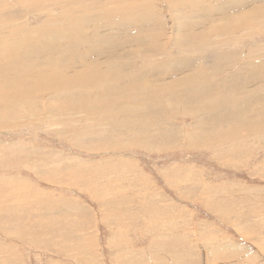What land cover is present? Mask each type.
<instances>
[{
	"label": "rangeland",
	"instance_id": "1",
	"mask_svg": "<svg viewBox=\"0 0 264 264\" xmlns=\"http://www.w3.org/2000/svg\"><path fill=\"white\" fill-rule=\"evenodd\" d=\"M150 2L166 32L173 24L171 9L164 0ZM177 17L175 13L172 19ZM28 19L29 27L40 22ZM117 26L112 27L117 46L113 43L103 50L120 52L122 46H133L139 26L129 28V33ZM175 33L171 31L172 38ZM261 40L264 37L254 42ZM162 77L168 76L157 78ZM155 85L151 86L157 92L169 87L162 81ZM36 100L43 105L40 109L28 110L21 120L13 117L12 128L0 130V264H264V141L251 145L254 137L246 135L243 139L251 140L248 146L238 148L248 151L239 150V157L224 156L227 146L214 154L200 146L206 139L200 136L202 130L192 136L193 119L178 116L173 123L176 130H183L182 141L177 135L180 143L168 150L128 146L94 150L90 145L94 142L77 140L65 125L76 124L82 115L56 107L63 104L53 95L42 94ZM86 124L94 127L92 122ZM123 135L125 140L131 137Z\"/></svg>",
	"mask_w": 264,
	"mask_h": 264
},
{
	"label": "bare ground",
	"instance_id": "2",
	"mask_svg": "<svg viewBox=\"0 0 264 264\" xmlns=\"http://www.w3.org/2000/svg\"><path fill=\"white\" fill-rule=\"evenodd\" d=\"M164 1L173 23L166 32L150 0H0V130L12 128L13 117L21 120L28 110L40 109L43 105L36 98L49 94L55 102L62 101L56 107L82 115L76 121L79 128L75 123L65 125L77 140L94 142L90 144L94 150L99 146L168 150L180 143L177 135L182 141L183 130H176L173 123L178 116L193 119L192 136L202 130L200 136L206 139L200 146L214 154L227 146L224 156L236 157L248 151L240 150L241 144L264 141V40L254 42L264 37V0ZM175 13L178 17L172 19ZM149 14L156 19L150 20ZM28 16L40 22L29 27ZM116 26L125 33L139 26L136 37L130 32L133 46L105 51L102 48L118 44L112 39ZM170 29L176 31L174 38ZM161 44L169 48L163 51ZM158 81L169 87L153 90L151 85ZM243 103L247 105L242 107ZM86 122L94 127L88 128ZM121 134L131 137L125 140ZM246 135L254 138L244 140Z\"/></svg>",
	"mask_w": 264,
	"mask_h": 264
}]
</instances>
